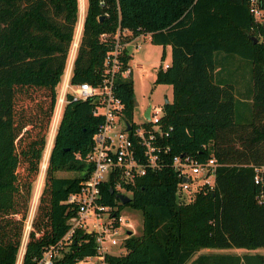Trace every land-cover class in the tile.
Segmentation results:
<instances>
[{
	"label": "trees",
	"instance_id": "trees-1",
	"mask_svg": "<svg viewBox=\"0 0 264 264\" xmlns=\"http://www.w3.org/2000/svg\"><path fill=\"white\" fill-rule=\"evenodd\" d=\"M78 12V0H0V264H15L22 245ZM118 28L132 32L127 39L149 34L163 46L161 60L170 45L171 61L159 64L154 83L172 85L160 119L163 129L172 128L161 140L168 147L161 152L162 165L123 183L129 201L116 196L112 179L100 184V200L117 204L116 213L126 205L142 212L141 233L125 237L123 252H105L103 264H264V253L252 251L264 247V183L254 181L255 167L264 165V22L254 18L248 0H86L72 83L101 80ZM121 58L127 65L128 46ZM116 85L131 118V75L117 77ZM37 92L42 97L36 107L22 104ZM93 107L90 98L67 95L23 264H38L51 244L60 246L53 264L96 254L95 231L82 227L68 243H58L77 209L66 198L92 170L85 155L103 120ZM174 155L200 161L214 155L213 186L180 200ZM59 170L77 174L58 175ZM206 247L249 251H200Z\"/></svg>",
	"mask_w": 264,
	"mask_h": 264
},
{
	"label": "built area",
	"instance_id": "built-area-1",
	"mask_svg": "<svg viewBox=\"0 0 264 264\" xmlns=\"http://www.w3.org/2000/svg\"><path fill=\"white\" fill-rule=\"evenodd\" d=\"M248 2L254 18L264 22V0H248ZM83 17L84 15L78 17L66 65L58 84L56 102L40 162V172L45 173L67 95L70 94L73 99H92L94 101L93 113L103 118L93 133L92 147L85 155V160L91 162L93 166L88 177L81 182L79 189L70 192L66 198V201L75 204L77 209L76 213L70 217L67 232L58 243H68L73 231L78 227L85 228L89 232L95 231L96 254L86 258L96 257L103 262L105 252L124 251L123 241L129 234V228L125 229L123 235L118 236L124 216L121 210L118 213L115 212L117 204H105L100 200V184L112 179L115 193L127 194L129 190H126L123 183L132 184L134 179L144 174L148 168L153 169L162 165L161 152L167 151L168 147H163L161 140L168 135L172 126L169 125L165 130L160 123L164 113L163 103L149 104V116L145 115L147 106L142 111V119L135 120L134 109L132 117H128L124 110V102L117 94V77H128L132 73L130 62L123 66L122 48L134 41V45H140L136 39L142 33L127 39L132 32L126 28H118L113 34V45L103 59L101 80L98 83L71 82L73 61L81 34ZM106 36L107 33H101L104 39ZM147 37H150L149 34ZM163 66L166 67L167 63ZM217 164L214 155L201 161L189 156L174 155L172 165L177 169L180 177L177 185L179 199L188 201L193 198L195 191L203 186L212 187ZM254 181L264 183V165L255 167ZM89 220H92V226H89ZM25 241L26 238L23 239L15 264H23ZM115 245H120L118 251L112 250L111 247ZM59 247L58 244L49 245L39 258L38 264H53L54 258L59 254Z\"/></svg>",
	"mask_w": 264,
	"mask_h": 264
},
{
	"label": "rangeland",
	"instance_id": "rangeland-1",
	"mask_svg": "<svg viewBox=\"0 0 264 264\" xmlns=\"http://www.w3.org/2000/svg\"><path fill=\"white\" fill-rule=\"evenodd\" d=\"M85 9H86V0H78L79 17H82L84 15ZM136 40L139 42L140 45H134L135 42L134 41L129 44L128 48L129 51L133 50V57L130 62L132 66V73H131L132 86L135 97L139 102V105L135 106L134 108V119L140 120L142 119V111L149 104H162L164 103L165 96L168 99H172L173 90H172V85L169 83H154L157 67L159 66L160 63L164 64L166 61H168L170 55V47L166 45V47L164 48L166 50V56H164V58L161 60V53L163 51L162 45L151 42V40L144 33H142V35H140V37L137 38ZM229 64L233 65V61L231 62L229 61ZM227 68L233 69L234 66L231 67L228 65ZM57 89H58V85H57ZM41 97H42V93L37 92L34 94V96L31 99L28 97H24L22 104L29 103L30 105L31 103L32 107H36V103H37L36 99ZM56 173L58 175H66V176H73L77 174V172L74 170H59ZM44 176L45 173L42 174L39 171V174L36 176L33 182V190L29 202L27 216L23 225L22 239L24 240L28 235V230L30 228L33 215L36 211L38 197L44 184ZM129 193L130 192L128 191L127 194L129 195ZM121 213L124 216V220L119 228L118 236L124 234V231L126 229L125 226L128 227L130 230H132V233L140 234L142 231L141 210L126 205L121 209ZM89 226H92V220H89ZM111 248L113 251H118L120 245H115L112 246ZM201 250L203 251L226 250V251H236L239 253L249 251L246 250L245 248H237V247H232L229 249H216V248L206 247ZM252 251L264 253V247L260 246L253 249ZM75 264H103V262L100 261L98 258L93 257V258H84L76 262Z\"/></svg>",
	"mask_w": 264,
	"mask_h": 264
},
{
	"label": "water",
	"instance_id": "water-1",
	"mask_svg": "<svg viewBox=\"0 0 264 264\" xmlns=\"http://www.w3.org/2000/svg\"><path fill=\"white\" fill-rule=\"evenodd\" d=\"M101 17V16H100ZM254 39H255V41H257V37L256 36H254ZM166 101H168V98L167 97H164V102H166ZM135 105H137L138 104V101L136 100V98H135V103H134ZM149 106L146 108V110H145V115H146V117H148L149 116ZM117 194V196H118V198L122 201V202H127V201H129L130 200V195H128V194H124V193H121V192H119V193H116ZM128 233H131V230H128Z\"/></svg>",
	"mask_w": 264,
	"mask_h": 264
},
{
	"label": "crops",
	"instance_id": "crops-1",
	"mask_svg": "<svg viewBox=\"0 0 264 264\" xmlns=\"http://www.w3.org/2000/svg\"><path fill=\"white\" fill-rule=\"evenodd\" d=\"M169 47H170V45H168ZM130 53H131V58H130V60H129V62H131V59H132V57H133V50L132 51H130ZM165 56H166V50H165ZM171 61V48H170V55H169V58H168V61H166L165 63H167V65H168V63ZM166 97V96H165ZM136 98V97H135ZM137 100V99H136ZM168 100H171V99H168ZM138 101V100H137ZM138 105H139V102H138ZM122 224V223H121ZM121 224H120V226H121ZM125 228H128V227H126L125 226ZM128 230H130V229H128ZM131 233H132V230H131ZM203 249V248H202ZM200 251H203V250H201L200 249Z\"/></svg>",
	"mask_w": 264,
	"mask_h": 264
},
{
	"label": "bare ground",
	"instance_id": "bare-ground-1",
	"mask_svg": "<svg viewBox=\"0 0 264 264\" xmlns=\"http://www.w3.org/2000/svg\"><path fill=\"white\" fill-rule=\"evenodd\" d=\"M41 179V178H40ZM41 181V180H40ZM38 194V193H37ZM36 198V197H35Z\"/></svg>",
	"mask_w": 264,
	"mask_h": 264
}]
</instances>
